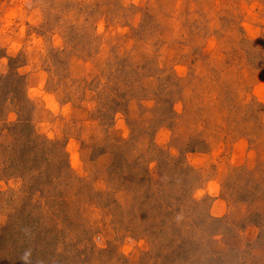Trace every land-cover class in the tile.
I'll list each match as a JSON object with an SVG mask.
<instances>
[{
  "label": "rangeland",
  "instance_id": "obj_1",
  "mask_svg": "<svg viewBox=\"0 0 264 264\" xmlns=\"http://www.w3.org/2000/svg\"><path fill=\"white\" fill-rule=\"evenodd\" d=\"M199 212L264 264V0H0V264H172Z\"/></svg>",
  "mask_w": 264,
  "mask_h": 264
},
{
  "label": "trees",
  "instance_id": "obj_2",
  "mask_svg": "<svg viewBox=\"0 0 264 264\" xmlns=\"http://www.w3.org/2000/svg\"><path fill=\"white\" fill-rule=\"evenodd\" d=\"M14 76L17 80L23 79V77H21L17 72L14 73ZM22 120L23 119H21V117L19 116L17 120L18 122L10 123L9 125H13L12 127L17 126L22 122ZM38 137L39 136H37V138ZM149 186L151 187V183ZM182 193H184V190H182ZM193 216L194 217L190 216L188 219L191 221L190 230H181L179 227H175L173 223H170L166 226L165 229H163L162 232L159 233L163 237V239L157 246L158 251L161 254H159V258H170V260H172V264H202L196 258L195 253L198 252L200 243H203V238L209 239L215 237L218 232L217 230H209L210 232L207 230L210 228L209 226L212 223H215L219 220L211 217L208 214H200V212ZM167 229H169L168 232L166 231ZM205 251L206 258L211 257L212 252L209 249H206ZM124 264H126V262H124Z\"/></svg>",
  "mask_w": 264,
  "mask_h": 264
}]
</instances>
